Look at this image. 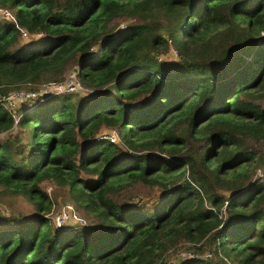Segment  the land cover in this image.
<instances>
[{"label": "trees", "instance_id": "1", "mask_svg": "<svg viewBox=\"0 0 264 264\" xmlns=\"http://www.w3.org/2000/svg\"><path fill=\"white\" fill-rule=\"evenodd\" d=\"M0 7L42 34L0 15V196L35 210L0 214V264H264V0ZM72 70L84 91L40 92ZM44 183L83 226L48 217L67 203ZM135 185L160 198L118 197Z\"/></svg>", "mask_w": 264, "mask_h": 264}, {"label": "rangeland", "instance_id": "2", "mask_svg": "<svg viewBox=\"0 0 264 264\" xmlns=\"http://www.w3.org/2000/svg\"><path fill=\"white\" fill-rule=\"evenodd\" d=\"M117 1L127 2L129 0H117ZM131 1H135V0H131ZM99 9L100 8L97 5L94 8L92 14L89 15L82 22L83 26L81 27V29H87L91 25L92 21H94L95 17L99 14ZM37 37H40V36L31 35L29 38H37ZM20 40L23 41V43H26V44L29 43L28 42L29 40H24L22 38L21 39L19 38V41ZM173 56H175V55L173 54ZM69 73H67L66 78H67ZM26 92L27 91L25 89H22L21 91L13 92V96H23V95L26 96V94H27ZM259 102L261 103V101H259ZM261 104L264 105V100L262 101ZM104 134L107 135L109 133H104ZM4 135L5 134H3L1 136H4ZM102 135H103V133H102ZM260 146H261L260 148H261L262 152L264 153V144L261 143ZM262 173L263 172L261 169H257L254 177H260L262 175ZM43 187L45 190L49 191L47 193H48L51 201L53 202L52 204H57L56 201L62 202V204H64V203L74 204L69 198V193H68L67 188H62V187L59 188V187L54 186L51 183H44ZM118 197L120 199H122V198L123 199H129V200H132L134 202L138 201L142 204L145 203V205H147V206H153L157 202V200L160 198V193H159L158 189H155V188H148V187H145L142 185H135V186L131 187L128 191L119 194ZM0 212L4 213V214L0 213L1 215H11V214H16V213L33 215L35 213V210H34L33 204L29 200H27L26 198L21 197V196L17 197V196H14L12 194H4V195L0 196ZM78 213L82 218H85V213L82 210L79 209ZM72 225L79 227L80 224L78 221L74 220ZM167 253H168V256L164 258V261L174 262V261H177L178 259H180L181 257L183 258L189 252L186 249V245L181 244L177 248L173 247V248L169 249Z\"/></svg>", "mask_w": 264, "mask_h": 264}, {"label": "built area", "instance_id": "3", "mask_svg": "<svg viewBox=\"0 0 264 264\" xmlns=\"http://www.w3.org/2000/svg\"><path fill=\"white\" fill-rule=\"evenodd\" d=\"M0 15L2 16V18L6 19L7 21L15 23V26L20 31V36L21 37L28 38L29 36H31V34L26 29H23V28L18 26V24L15 21L14 16L12 15V13L8 9L0 7ZM36 35L41 36L42 34H36ZM84 90H85V88L82 87V85L78 81L76 71L72 70L68 74L67 78H65V81L63 83L51 82V83H49L47 85V87H45L40 92L41 93H46L47 91H54L56 93H62V92H75V93H78V92H81V91H84ZM35 95H36L35 93H27L26 94L27 97H34ZM102 137L108 138L111 141H115L117 139V136H116L115 133H109L107 135L103 133ZM48 217L54 223H56L57 226L61 225V224H64V223H68V222L73 223L74 220L79 222V224H80L79 226H83L84 223H85V219L80 217L77 214V212L74 210L72 205H70L68 203L63 205V207L61 209H59V210H57L54 207V205H53L52 206V211L48 214Z\"/></svg>", "mask_w": 264, "mask_h": 264}]
</instances>
